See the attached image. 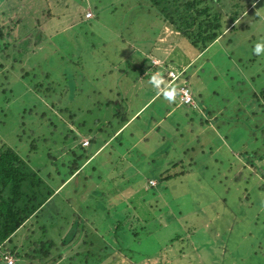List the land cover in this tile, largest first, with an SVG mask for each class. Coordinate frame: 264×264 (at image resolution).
<instances>
[{
  "label": "rangeland",
  "instance_id": "1",
  "mask_svg": "<svg viewBox=\"0 0 264 264\" xmlns=\"http://www.w3.org/2000/svg\"><path fill=\"white\" fill-rule=\"evenodd\" d=\"M8 1L0 0V147L56 177L79 142L94 139L93 151L112 133L107 122L117 128L119 103L129 116L143 106L29 221L58 245L83 224L63 242L62 264L90 247L89 237L108 246L89 264H264V53L252 52L264 42V0L246 12L243 30L245 17L228 28V0H208L228 29L201 53L146 0ZM140 71L145 78L129 84ZM170 72L179 80L168 100ZM179 82L197 107L179 102Z\"/></svg>",
  "mask_w": 264,
  "mask_h": 264
},
{
  "label": "trees",
  "instance_id": "2",
  "mask_svg": "<svg viewBox=\"0 0 264 264\" xmlns=\"http://www.w3.org/2000/svg\"><path fill=\"white\" fill-rule=\"evenodd\" d=\"M146 1L150 2L155 15L159 17L168 28H172L181 36L187 37L190 45L198 49L201 53L217 38L224 35L223 32L227 26L229 29L236 28L235 23L237 20L247 16L248 13L246 12L250 9L253 12L254 7L260 0H245V4H243L244 0H228V4L230 2V8H228L229 10L226 13L228 15L225 16L228 18V24L225 28H222L224 23L221 22L222 14L219 12L217 14H212L210 12L208 0ZM3 6L7 9V13L8 11L15 9L14 2L8 1L6 4H3ZM6 12L2 11L3 14ZM256 18L259 19L257 13H255L248 21ZM247 27L245 17L240 21L238 29L243 30ZM13 40L16 41L17 38H14ZM133 70L134 69H132V71ZM126 75L129 76L127 73ZM43 76L49 79L48 73L43 74ZM131 77L132 78L129 79V84L132 86L135 82L137 83L139 79L145 78L144 73L141 74V71L137 73L135 72ZM146 77H148L149 81L150 74ZM4 80H6L5 76ZM40 84L34 85L38 86ZM182 84H186V82ZM179 85H181V83H179ZM3 91L6 92L9 91V89L5 87ZM259 95L263 99L264 89L260 90ZM109 103L110 101L106 102V104ZM42 116L44 115L42 114ZM113 116L115 120H117V128L113 130L110 122H107L104 125L107 127V130H112V133L108 138L102 140V144L98 145L93 151H89L88 147L91 143H95L94 139L85 138L83 142H79V145L77 146L78 151L73 153L72 160L68 163L65 170L60 173L55 168V175L57 178L50 177L48 174L49 172L47 171L44 174L45 176H41L38 171H34L26 162L21 160L15 154L13 149H3V146L0 147V264H6L7 257H11L13 264H46V262L57 263L58 261H62V255L65 250V248H63V242L69 241V238L74 234L75 230H77L78 227H82L83 224L81 223L82 225L80 226L78 221L73 223L69 231L61 239L62 244L59 243L58 245L56 241L45 237L47 231L45 228L39 226L37 229L39 232L36 234L33 228L28 227L29 221L32 219L36 220V218L39 217L42 210H44V208L50 203L51 199H53L56 194L55 191L58 190L59 192L60 189L63 188L62 186L67 184V180H71L73 177L81 175V168L83 165L87 164L89 160H92L95 156L102 155L103 151H101V149L103 147L109 146L110 142H115L118 137L120 138V134L117 137H113V134H115L116 130L122 127L130 119V116L127 114L125 107H123L121 103L118 104V110ZM138 118L139 116L137 115L134 122L139 120ZM126 126L120 131L121 133L132 127L133 123L130 127L126 128ZM62 135L63 137L61 136V139H63V143H65L64 140L68 138L69 133H63ZM144 136L145 133L143 137ZM146 139L147 138H143V140ZM161 139L163 138L161 137ZM30 143L29 152L36 149L35 139ZM118 147H122L121 142L118 143ZM63 150H65V148L62 147L61 151ZM106 153L111 157L110 162L113 164L115 161H112V154L109 153V151ZM47 157L52 163L55 155L47 153ZM53 164L54 163H52V165ZM53 166L56 165L54 164ZM184 173L185 172L181 171L178 174H167L162 176V178L163 180H170L171 178L183 175ZM46 179L49 181L55 179L56 182L54 188L50 186V183L45 182ZM61 228L62 227L60 226V229ZM60 229H58L59 232L55 235L56 238H59L62 233L60 232ZM20 231H27V233L22 234L19 242H15L14 240L17 235L20 234ZM131 233L134 234L133 231ZM83 245H88L90 247L86 248L84 251L76 252L70 257H66L67 264H89L90 260L94 257L99 258L97 262H100L103 257H106V255L102 254V250L106 247L103 243H93L92 238L89 237V239L83 242ZM93 246H96L97 249H94ZM53 251L55 253H52ZM66 259L64 260L66 261ZM23 260H26L27 263L23 262ZM62 263L63 262L59 264Z\"/></svg>",
  "mask_w": 264,
  "mask_h": 264
},
{
  "label": "built area",
  "instance_id": "3",
  "mask_svg": "<svg viewBox=\"0 0 264 264\" xmlns=\"http://www.w3.org/2000/svg\"><path fill=\"white\" fill-rule=\"evenodd\" d=\"M90 16H91V14L89 12H87L85 14V17L86 18H89ZM167 76L170 78V81L169 82H173L177 78L176 75H174V72H170V74L167 75ZM175 91L177 92L179 101L182 104L189 105V106H191L193 108L195 107V104H193L194 101L192 99L190 90H189V88H188V86L186 84H182L181 83V85H178L177 86V88L175 89ZM149 183H151V181H149ZM6 264H13V260L11 259V257H7L6 258Z\"/></svg>",
  "mask_w": 264,
  "mask_h": 264
},
{
  "label": "clouds",
  "instance_id": "4",
  "mask_svg": "<svg viewBox=\"0 0 264 264\" xmlns=\"http://www.w3.org/2000/svg\"><path fill=\"white\" fill-rule=\"evenodd\" d=\"M252 52H253V54H255V55H260L261 53H264V42H257V43H255V45L253 46V48H252ZM162 73V72H161ZM163 79H164V82H163V88H164V92H166V91H169L168 93H167V96H166V98L168 99V100H171L172 99V92L170 91V88L172 87V85L173 84H178V80L179 79H176L175 81H173V82H169L170 81V79L169 78H167L166 76H164L163 77ZM166 79H167V81H166ZM165 83H168V85H165ZM180 83V82H179ZM189 88V87H188ZM176 89V88H175ZM190 90V89H189ZM178 95V94H177ZM179 99V98H178ZM194 101V100H193ZM180 102V101H179ZM194 104H196L195 102H194ZM189 106V105H188ZM196 106V105H195Z\"/></svg>",
  "mask_w": 264,
  "mask_h": 264
},
{
  "label": "crops",
  "instance_id": "5",
  "mask_svg": "<svg viewBox=\"0 0 264 264\" xmlns=\"http://www.w3.org/2000/svg\"><path fill=\"white\" fill-rule=\"evenodd\" d=\"M226 29H228V28H226ZM226 29H225V30H226ZM223 33H225V31H224ZM217 39H218V38H217ZM217 39H216V40H217ZM216 40H215V41H216ZM132 93L135 94V90H134ZM144 105H145V104H144ZM142 107H143V106H142ZM142 107H139V109H137V110H136V111L130 116V119L128 120L129 123L127 124L126 128H127V127H130V125H132V123H134V120L136 119L137 113L141 110ZM169 111H170V110H169ZM169 111L167 112V114L169 113ZM128 121H127V122H128ZM160 122H161V120H159V121H154L153 124H154L155 127H154V128H151V130H153L154 132H156V131L158 130V128H159L158 124H159ZM126 128H125V129H126ZM119 129H120V128H119ZM119 129H118V130H119Z\"/></svg>",
  "mask_w": 264,
  "mask_h": 264
}]
</instances>
